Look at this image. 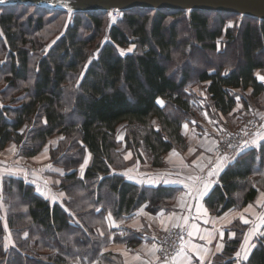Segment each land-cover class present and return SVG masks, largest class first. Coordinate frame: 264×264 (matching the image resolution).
I'll return each instance as SVG.
<instances>
[{
    "label": "trees",
    "instance_id": "obj_1",
    "mask_svg": "<svg viewBox=\"0 0 264 264\" xmlns=\"http://www.w3.org/2000/svg\"><path fill=\"white\" fill-rule=\"evenodd\" d=\"M1 6L0 150L12 144L19 155L33 156L58 138L49 155L66 171L58 187L66 199L52 203L32 184L4 176L0 264H73L75 258L99 264L105 239L94 230L105 208L120 217L172 191L145 188L119 172L125 160L118 127L126 149L159 166L163 153L184 145L180 126L192 107L190 85L209 81L210 100L224 112L234 103L231 88L251 87L252 97L264 90L255 76L264 74V20L259 18L133 8L113 19L101 11L75 12L65 23L64 12ZM27 7L34 14L26 13ZM40 11L47 19L35 15ZM232 18L234 25L227 27ZM198 48L205 61L191 74L186 66L196 60ZM207 57L216 62L207 63ZM86 152L91 161L79 177L76 169ZM253 173L260 174L263 187L264 140L222 172L204 198L209 211L219 215L251 201L257 191L249 184ZM233 227L234 236L212 264L235 261L245 226L235 222ZM241 264H264V235Z\"/></svg>",
    "mask_w": 264,
    "mask_h": 264
},
{
    "label": "crops",
    "instance_id": "obj_2",
    "mask_svg": "<svg viewBox=\"0 0 264 264\" xmlns=\"http://www.w3.org/2000/svg\"><path fill=\"white\" fill-rule=\"evenodd\" d=\"M255 76L264 84V74L257 71ZM208 85L209 81H200L188 87V92L192 94V107L189 116L180 126L184 145L163 153L161 165L153 166L145 155L141 161L130 149L125 148L124 130L118 134L119 150L125 160L124 168L119 172L128 181L145 188L155 190L168 188L172 191L170 194H163V199L151 202L146 200L133 212L122 214L120 217H115L109 207L105 208L101 223H98L94 230L105 239L98 256L99 264H212L214 257L223 251L225 240L234 236L235 222L244 225L245 228L233 264L246 261L243 257H248L254 248L251 245H256V238L264 231V223L259 220V217L264 215V185L259 186L260 174L253 173L249 177V184L257 189L251 201L240 208H231L219 215L209 211L204 203L205 197L198 202L195 195L187 193L202 188L203 180L210 181L211 188L219 184L222 172L240 154L249 149L259 148L264 140V90L256 97H252L251 87L231 88L230 93L235 95L234 103L224 112L210 100L206 89ZM249 115L259 120L260 128L249 136L246 146L219 157L214 156L213 148L217 139L234 129ZM57 140L58 138L52 139L48 143L50 147L47 144L33 156L19 155L14 145H6L0 150V168L3 169L0 176L23 179L52 203L64 201L65 192L58 187L66 171L54 165L49 155L50 148L55 147ZM85 159L87 164L82 169L81 165L85 163ZM90 161L91 154L86 152L82 163L76 169L79 177L83 176ZM222 161L224 165L218 169ZM4 214L5 207L0 194V216ZM241 216L249 223H243ZM254 225H258L259 230L255 235H251ZM172 227L181 228L182 236L178 255L168 260L159 257L158 240L163 232ZM246 235H249L250 239L246 240ZM218 244L223 245L219 250ZM105 253L110 254L106 259L101 256ZM237 253H240L239 257ZM73 264H98V261L84 262L75 258Z\"/></svg>",
    "mask_w": 264,
    "mask_h": 264
},
{
    "label": "water",
    "instance_id": "obj_3",
    "mask_svg": "<svg viewBox=\"0 0 264 264\" xmlns=\"http://www.w3.org/2000/svg\"><path fill=\"white\" fill-rule=\"evenodd\" d=\"M2 1L3 0H0V5H5L1 3ZM14 3L25 5H41L43 7L50 8H56L53 6H66L70 10L73 9L72 11L92 10L111 12L113 10H117L121 12L122 10H129L133 8L173 9L188 11L212 10L242 14L264 20V0H27L25 2Z\"/></svg>",
    "mask_w": 264,
    "mask_h": 264
},
{
    "label": "built area",
    "instance_id": "obj_4",
    "mask_svg": "<svg viewBox=\"0 0 264 264\" xmlns=\"http://www.w3.org/2000/svg\"><path fill=\"white\" fill-rule=\"evenodd\" d=\"M112 15H117L118 12L113 10ZM260 127L259 121L254 116H248L240 122L230 132L222 134L216 141L213 148V155L222 156L233 149L246 144L249 136L258 131ZM182 236V230L178 227H173L162 233L158 241V255L163 259L172 260L179 252V242Z\"/></svg>",
    "mask_w": 264,
    "mask_h": 264
},
{
    "label": "rangeland",
    "instance_id": "obj_5",
    "mask_svg": "<svg viewBox=\"0 0 264 264\" xmlns=\"http://www.w3.org/2000/svg\"><path fill=\"white\" fill-rule=\"evenodd\" d=\"M25 1H27V0H6V1H2L1 3H3V4H7V3H9L8 4V6H11L12 4H16V3H14V2H25ZM29 1V0H28ZM31 1V0H30ZM1 6V5H0ZM1 7H6V5L5 6H1ZM34 7H38V8H42V9H47V10H51V11H59V12H64V13H66L65 15H63L62 16V19H63V21L66 23L67 22V20H68V18H69V16L68 15H70V14H72V13H75V12H97V11H92V10H76V9H74V10H76V11H72V10H70L68 7H61V6H53V7H56V8H50V7H43V6H41V5H34ZM14 8H16V7H14ZM79 9V8H78ZM20 10V8H18L17 9V11H19ZM65 10H69V11H65ZM24 11H26V13H33L34 14V12H35V9L33 8V7H31V8H28L27 7V9H25ZM42 11V10H41ZM37 12L35 15H37V14H42V16H43V18H45V19H47V14H45V12L43 11V12ZM72 11V12H71ZM106 14H108L107 12H106ZM119 15H120V12L117 14V15H112V14H108V16L110 17H108L109 19H113V18H117V17H119ZM234 21H235V18H232L231 20H229L227 23H226V26L227 27H230V26H232V25H234ZM63 22V23H64ZM51 41H53V39L51 40ZM217 44H218V46H220L221 45V37L218 39V42H217ZM199 49V48H198ZM196 53H194L193 54V57L194 58H196V60L195 61H188V65L186 66V68H188V70L190 71V73L192 74V73H194L195 71V69H198V68H200V63L202 62V61H205V59L202 57V53L203 52H201V50L199 49V50H196L195 51ZM206 60H207V63H215L216 62V59H214V58H212V57H207L206 58ZM118 133L119 132H122V125H120L119 127H118ZM117 137H118V135H117ZM244 146H246V144H244L243 146H241V147H238V149H243L244 148ZM237 149V148H236ZM236 149H233V150H236ZM237 149V150H238ZM219 157V156H218ZM3 166V165H2ZM3 171V169H1L0 168V173ZM1 175V174H0ZM4 176H6V175H4ZM4 176H0V194L2 195V188H3V179H5L4 178ZM5 182H7V180L5 179ZM237 229V228H236ZM235 229V230H236ZM166 232V231H165ZM164 233V232H163ZM234 234H235V232H234Z\"/></svg>",
    "mask_w": 264,
    "mask_h": 264
},
{
    "label": "snow or ice",
    "instance_id": "obj_6",
    "mask_svg": "<svg viewBox=\"0 0 264 264\" xmlns=\"http://www.w3.org/2000/svg\"><path fill=\"white\" fill-rule=\"evenodd\" d=\"M130 50H131V49H130ZM158 102H159V100H158ZM45 122H46V121H45ZM253 143H255V141H253ZM86 164H87V159H85V163H84L83 165H81V168L83 169V167H85ZM223 165H224V162L222 161V162L220 163V165H218V169L221 168V167H223ZM201 182H202V184H203V187H202V188H196V189L194 190V192H193V191H189V192L187 193V195H195L196 200H197L198 202H199L203 197H205V196L208 194V192L211 190V182H210V181H208V180H203V181H201ZM197 205L200 207L199 203H197ZM240 219H241V220L243 221V223H245V224L249 223V221L246 220L243 216H241ZM259 220H260L261 223H264V215L260 216V217H259ZM205 223H207V221H205ZM176 226H179V225H176ZM258 230H259V229H258V225H254V227H253V229H252V231H251V235H255V234L257 233ZM221 235H223V234H221ZM261 235H264V233H261ZM248 239H250V236H249V235H246V240H248ZM221 247H223V245L218 244V245H217V250H219ZM251 247H255V245H251ZM247 250H248V249L246 248V251H247ZM237 256L239 257V256H240V253H237ZM243 258H244V259H247V257H243Z\"/></svg>",
    "mask_w": 264,
    "mask_h": 264
}]
</instances>
